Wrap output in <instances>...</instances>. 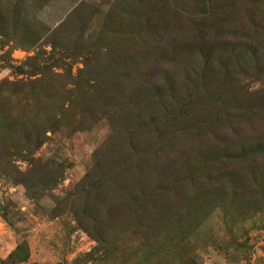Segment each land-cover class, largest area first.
I'll use <instances>...</instances> for the list:
<instances>
[{"label": "rangeland", "instance_id": "obj_1", "mask_svg": "<svg viewBox=\"0 0 264 264\" xmlns=\"http://www.w3.org/2000/svg\"><path fill=\"white\" fill-rule=\"evenodd\" d=\"M18 1L0 264H264V0Z\"/></svg>", "mask_w": 264, "mask_h": 264}, {"label": "trees", "instance_id": "obj_2", "mask_svg": "<svg viewBox=\"0 0 264 264\" xmlns=\"http://www.w3.org/2000/svg\"><path fill=\"white\" fill-rule=\"evenodd\" d=\"M7 4H2L0 1V19L4 21V15L10 16L11 21H9V26L12 30V32L16 31L20 28L21 25L24 27L27 25L26 19L22 17V11L19 7V1L18 0H9L6 2ZM26 89V86H24L21 90H3L0 91V162H2L5 159H8L10 156L19 154L17 150L16 140L13 139V130L15 127V123H13L10 119L14 116V107H17L19 105L22 106L21 111L26 112L25 107H27V93L24 90ZM36 89L33 88L32 92H35ZM75 91V90H73ZM78 93L80 94V91L78 89ZM34 94L32 95L33 100ZM45 97V94H44ZM18 98V99H17ZM41 97L39 95H36L34 97V102L37 103ZM36 111L38 110L37 106ZM7 109V111H6ZM8 110L10 111L8 113ZM16 118H18L19 122L24 123L25 117H20V115H16ZM21 156H23L22 159H27V156L25 154L21 153ZM17 158V157H16ZM29 257L28 252V246L25 242H21L17 244L15 249L10 252L8 255L9 259H15L19 262H25Z\"/></svg>", "mask_w": 264, "mask_h": 264}]
</instances>
